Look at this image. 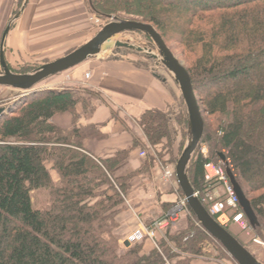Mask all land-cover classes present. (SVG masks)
Returning a JSON list of instances; mask_svg holds the SVG:
<instances>
[{
    "label": "trees",
    "instance_id": "1",
    "mask_svg": "<svg viewBox=\"0 0 264 264\" xmlns=\"http://www.w3.org/2000/svg\"><path fill=\"white\" fill-rule=\"evenodd\" d=\"M87 2L99 19L153 26L166 45L164 35L177 26L185 53L191 55L185 68L204 120L201 144L209 147L207 158L198 152L192 160L191 185L195 192L204 191L206 164L219 165L224 155L258 218L255 232L263 234L264 0ZM137 64L147 67L141 59ZM84 94L90 100L100 97L81 88L44 89L11 104L0 118V264H192L210 258L207 242L230 257L189 207L188 222L174 233L169 228L159 249L120 244L115 232L121 192L134 175L114 178L112 172L129 151L102 160L84 148V139L99 136L94 125L78 124L77 106L91 108ZM178 103L176 109L147 110L138 120L147 140L141 146L155 148L158 157H163L159 147L170 155L185 136L186 110ZM66 113L73 116L70 130L53 123L55 116ZM36 192H45L42 207L34 204Z\"/></svg>",
    "mask_w": 264,
    "mask_h": 264
},
{
    "label": "crops",
    "instance_id": "2",
    "mask_svg": "<svg viewBox=\"0 0 264 264\" xmlns=\"http://www.w3.org/2000/svg\"><path fill=\"white\" fill-rule=\"evenodd\" d=\"M86 2L30 0L23 18L31 9L35 24L27 28L23 35L27 34L26 40H34L35 46H41L42 40L48 37L59 42L75 35H86L89 25L84 24V19L90 12ZM26 40L23 38L21 42L24 46L27 45ZM79 40L80 38L76 41ZM78 45L69 43L68 47L76 48ZM137 62L132 55L122 58L99 56L78 65L53 82L54 87H51L81 88L97 92L101 96L100 100L92 97L94 109L91 113L83 114L82 105L76 108L80 114L78 124L94 125L99 133L98 137L83 140L84 148L91 155L107 160L119 152L129 151L128 157L112 172L115 178L134 175L129 182V193L137 213L131 208L135 220L121 218L124 236L137 231L140 223L146 226L152 224L159 216V211L165 206H173L178 200V194L171 191L172 187L161 184L162 172L158 162L141 156L144 152L140 146L146 145L147 140L138 125V120L147 110L167 111L176 102L177 94L168 81L159 80L154 76L153 70L139 66ZM53 123L63 130H70L73 127V116L69 113L57 115ZM194 263L193 261L192 264Z\"/></svg>",
    "mask_w": 264,
    "mask_h": 264
},
{
    "label": "rangeland",
    "instance_id": "3",
    "mask_svg": "<svg viewBox=\"0 0 264 264\" xmlns=\"http://www.w3.org/2000/svg\"><path fill=\"white\" fill-rule=\"evenodd\" d=\"M34 0H31L33 2ZM87 1V0H86ZM142 3L146 0H140ZM25 0H0V38L2 37V34L4 33V30L6 29L7 24L9 21L20 11L24 4ZM88 5V2H86ZM85 3V6H86ZM146 3V2H145ZM137 12H140L142 15L146 16L144 13L143 9L140 7L134 8ZM135 11V12H136ZM33 12L28 10L23 18V16L17 20L11 27V31L8 35L6 45H5V59L6 62L11 69L12 72L16 74H26V73H32L36 71L38 68L41 66L53 62L57 59H60L67 54L71 53L75 49L81 47L82 45L86 44L88 41H90L105 25L111 23L113 20L107 19V20H102L97 18L95 15H93L91 12H89V16L85 17L84 19V24L89 25V32L86 35H78V36H73L72 38L69 37L67 39L60 40L59 42H54L50 37H48L46 40H42V44H36L35 46L34 40H26V35H23V32L26 31L27 28H30V26H33L35 24V17L32 16ZM177 26H171L172 33L169 35H164L165 39L167 40V46L169 49L172 51V53L178 58V60L183 63L184 66H190V54L185 53V50L183 48V44L180 41V38L178 36ZM121 39L123 42H128L130 44H135L141 47H147L155 52H157L156 45L154 42H152L149 38H147L143 34H138V33H122L120 35ZM26 40L27 45L24 46L21 42ZM79 41H76L79 39ZM54 40V39H53ZM82 42L84 44H82ZM1 43V39H0ZM39 43V42H37ZM49 43V45H48ZM69 43H74V45H78L76 48L74 47H68ZM82 45H81V44ZM37 49H36V48ZM130 50L126 49H121L119 51H114V52H105L102 53L101 57H128V55H132L133 58H136L137 61L141 59L143 63L147 65V68L155 71L157 74L161 75L163 78H165L169 85L171 86L172 89L176 91L177 94V102H175L172 105L173 109H176L178 107L177 103L183 102L181 92L177 85L174 83L172 76L170 73L161 65H159L156 61L151 60L147 58L144 54H139L134 51H130L131 54L126 53L129 52ZM125 53V54H124ZM124 54V55H123ZM98 57V56H97ZM141 57V58H140ZM148 60H151V62H148ZM81 65V64H80ZM72 68L62 74H59L57 76L51 77L44 82L40 83L38 86L35 87L34 91H31L29 93H24L18 90H14L11 88L7 87H0V108L4 106H10L11 104L17 102L18 100H21L23 97H27L30 94L36 93L38 91L44 90V89H53L51 87H54V83L58 81L61 77H64L66 74H68L70 71H73ZM0 70H1V65H0ZM66 79V78H65ZM52 84L51 86L49 84ZM56 89H59L61 87L55 86ZM86 101H91V110L89 111H84L82 112L83 114H88L91 113L94 109V104L92 103V99L84 94ZM99 100L102 99L100 97H96ZM179 100V101H178ZM85 101V100H84ZM178 103V104H179ZM16 104V103H15ZM184 104V102H183ZM14 105V104H13ZM185 106V105H184ZM13 107V106H12ZM186 110V108H185ZM87 112V113H85ZM76 113L80 116V114L77 112ZM8 114V113H6ZM67 114V113H66ZM71 115V114H70ZM208 122H212V118H207ZM187 142V129L184 137H181V139H178V141L175 143L173 146V151L171 152L170 155H166V150L164 151L163 147H159L158 150L159 152H162L163 157H158L157 154L155 153V148H152L151 146L148 145V147L142 148V151L144 152L143 157H154V159L158 162L161 172H162V166L163 165H171L173 168H175L176 163L179 159V157L182 154V151L185 148ZM158 152V153H159ZM202 154L204 157L209 156V147L205 144L199 145L195 155L197 153ZM156 154V155H155ZM91 155V154H90ZM194 155V157H195ZM93 156V155H92ZM94 157V156H93ZM193 157V159H194ZM221 161V160H220ZM160 162V163H159ZM220 163V162H219ZM50 167V165H49ZM54 180L58 179L57 174L54 171H51ZM162 178H163V173H162ZM114 177V176H113ZM115 178V177H114ZM134 178V177H132ZM131 178V179H132ZM160 179L161 184L164 187H172L171 191L176 192L178 194L177 196V202L180 201L181 198V193L179 191L178 184L176 182H172L169 184H166L163 182V179ZM130 179V180H131ZM130 182V181H129ZM129 182H128V188L127 191L122 190V199H123V205L121 206V213L117 216V221L119 224V227L117 228V231L115 232L116 235L118 236V239L120 241L121 245H124L125 240L132 239V244L136 243H144L145 245V250L149 251L152 249V247L156 248L155 243L157 246L161 243L162 238L164 237V234H161L160 231L155 232V240H150L148 238L143 237L142 239L138 238L136 240H133V238H137L136 235L138 232H144L143 228L144 227H149L152 224L146 226L142 225L140 223V226L137 231L129 234V235H122V226L123 224L121 223V218L126 219V218H131V220H135V206L133 203H131L130 199V193H129ZM253 186H258V184H253ZM218 191L222 193V189L220 188ZM34 198V204L35 206L42 207L44 201L46 200V195L45 192H36L33 194ZM174 203L173 206H165L161 211H159V216L154 220V221H160L163 216L165 217L168 212L177 204ZM152 207V206H151ZM131 208L134 210L132 211ZM136 212V211H135ZM137 213V212H136ZM124 216V217H123ZM189 218V213L188 210H185L184 212L180 213L178 219L175 221V224L173 227H171V232H177L179 231L188 221ZM137 221V220H136ZM139 222V221H138ZM228 231H230L238 240L239 242L247 248L253 255L261 260L264 264V246L260 245L258 243H255L254 240H259L260 242L264 243V233L262 234V231L255 232L254 228H250L249 232L241 230V228L238 225H231L228 227ZM164 240V239H163ZM155 242V243H154ZM208 243V248H210L211 251V256L208 259H197L194 260V264H236L235 261H233L230 257L227 255L222 254V252L216 247L214 242H207ZM218 243V242H217ZM223 248V247H222ZM224 250V249H223ZM225 251V250H224ZM218 258V259H217ZM193 263V262H192Z\"/></svg>",
    "mask_w": 264,
    "mask_h": 264
},
{
    "label": "water",
    "instance_id": "4",
    "mask_svg": "<svg viewBox=\"0 0 264 264\" xmlns=\"http://www.w3.org/2000/svg\"><path fill=\"white\" fill-rule=\"evenodd\" d=\"M29 1L30 0H25L22 8L9 21L2 35L0 43V87H7L29 93L34 91L35 87L40 83L51 77L62 74L84 62L93 60L102 53L119 51L121 49L144 54L147 58L156 61L172 76L174 83L181 92L186 108L187 142L176 163L175 172L177 183L187 201L189 209L196 217L200 226L223 247L236 264H263L250 253L232 233L216 222L195 195V191L190 182L189 172L193 157L204 135V120L189 73L183 63L172 53L156 29L148 24L130 20H119L114 17L111 19L113 21L105 25L90 41L66 56L47 63L32 73L16 74L11 71L6 62L5 45L12 25L23 16ZM127 32L145 35L154 42L157 52L147 47H141L120 40V35ZM154 76L159 80L166 81L157 73H154ZM7 112V107L0 108V118ZM220 159L225 162L226 157L220 155ZM226 169L230 182L239 198L242 211L249 221L250 226L252 228H257L259 226L258 218L250 201L237 183L231 168L227 165ZM125 245L130 246V243L126 242Z\"/></svg>",
    "mask_w": 264,
    "mask_h": 264
},
{
    "label": "built area",
    "instance_id": "5",
    "mask_svg": "<svg viewBox=\"0 0 264 264\" xmlns=\"http://www.w3.org/2000/svg\"><path fill=\"white\" fill-rule=\"evenodd\" d=\"M144 155V153L141 154V156ZM205 158L207 157L205 156ZM227 165L231 167L228 159H226V162L221 161L219 165L212 162L207 163L205 166V182L208 183L207 187L204 191L196 192L195 195L200 199L203 205L206 204L208 206L209 214L214 217L221 226L228 227L235 224L238 225L241 230L249 232L251 227L241 210L238 196L227 175ZM162 173L164 183L169 184L173 181L176 182L175 169L171 165H163ZM220 188L222 189V193L218 191ZM187 209V201L183 197L168 212L163 220L155 221L151 226L144 227V232H138L136 235L137 238H133V240L145 237L154 241L156 238V231L162 232L161 234L165 233L169 228L173 227L180 213ZM254 241L264 246V243L259 240ZM155 246L159 249L156 243Z\"/></svg>",
    "mask_w": 264,
    "mask_h": 264
},
{
    "label": "flooded vegetation",
    "instance_id": "6",
    "mask_svg": "<svg viewBox=\"0 0 264 264\" xmlns=\"http://www.w3.org/2000/svg\"><path fill=\"white\" fill-rule=\"evenodd\" d=\"M229 160V159H228ZM210 163V162H209ZM231 168V167H230ZM231 170H232V168H231Z\"/></svg>",
    "mask_w": 264,
    "mask_h": 264
}]
</instances>
